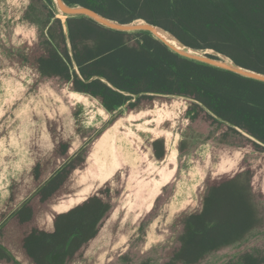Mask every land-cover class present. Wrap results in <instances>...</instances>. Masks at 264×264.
<instances>
[{
    "label": "trees",
    "instance_id": "1",
    "mask_svg": "<svg viewBox=\"0 0 264 264\" xmlns=\"http://www.w3.org/2000/svg\"><path fill=\"white\" fill-rule=\"evenodd\" d=\"M42 1L49 12L46 25L51 18L53 21L41 47L27 50V57L22 58L23 67L30 71L22 73L25 83L31 84L29 78L34 75L41 83L68 85L67 95L82 97L84 106L90 103L104 114L114 113L131 98L125 93L137 95L128 104V112L146 99L180 97L189 120L205 115L243 133L264 151L263 81L185 58L147 31L123 32L86 16L68 17L73 56L83 78L102 76L119 91L99 79L85 82L73 69L61 20L55 17L51 0ZM65 1L123 23L143 19L190 47L214 50L240 66L264 73V0ZM33 131L22 130L19 139L26 152L24 158H15L18 164L12 165L5 177L0 174V264H67L97 234L108 206L94 193L67 210H56L45 227L35 224L41 203L63 184L61 171L54 173L59 167L55 153L61 149L59 154L65 157L69 143ZM158 143L153 142L154 155L161 157ZM13 162L9 159L8 165ZM237 178L209 184L201 211L184 217L179 252L160 264H194L205 253L241 237L252 222L253 211L248 176ZM227 188H234L243 209L239 222L226 217L221 208L220 190ZM242 261L264 263L250 253H245Z\"/></svg>",
    "mask_w": 264,
    "mask_h": 264
},
{
    "label": "rangeland",
    "instance_id": "2",
    "mask_svg": "<svg viewBox=\"0 0 264 264\" xmlns=\"http://www.w3.org/2000/svg\"><path fill=\"white\" fill-rule=\"evenodd\" d=\"M48 14L42 0H0V174L24 158V128L69 143L65 157L61 149L55 153L54 173L61 171L63 184L41 203L35 224L45 227L56 210L94 193L108 208L97 234L67 264L169 261L182 245L184 217L201 211L209 184L246 174L252 222L241 237L194 264H243L245 253L264 262V151L205 115L189 120L180 97L146 99L132 112L122 106L104 114L67 95L68 85L41 83L34 75L25 83L22 73L30 71L22 58L41 47L53 21L46 25ZM155 140L161 157L154 155ZM220 198L225 216L239 222L243 209L234 188L221 189Z\"/></svg>",
    "mask_w": 264,
    "mask_h": 264
},
{
    "label": "water",
    "instance_id": "3",
    "mask_svg": "<svg viewBox=\"0 0 264 264\" xmlns=\"http://www.w3.org/2000/svg\"><path fill=\"white\" fill-rule=\"evenodd\" d=\"M51 2L54 5V8L57 10V12L61 11L65 14V17H60V20H61V25H62V30H63V34H64V38H65L67 51L70 55L71 63H72L74 71L76 72L78 77L80 79L84 80L85 82L91 81L93 79H99L102 82H104L105 84H107L109 87H111L112 89L119 91V89H117L106 78H104L102 76L94 75V76L90 77L88 80H85L83 78V76L81 75V73L79 71L77 63L75 61V58L73 56L71 41H70V37H69L70 36V27H69V22L67 19L68 17L86 16V17L93 19L94 21L98 22L99 24H101L105 27H108V28H111L114 30L123 31V32L147 31L153 37L159 39L165 45H167L169 49H171L172 51L176 52L177 54H179L185 58H189L192 60L203 62V63L209 64V65H212V66H215L218 68L227 69V70L233 71L235 73H238L242 76L249 77V78L264 82V73H261V72L240 66L239 64H237L235 61H233L228 56L221 54L219 52H216L214 50L197 49V48L190 47V46L184 44L183 42H181L171 32L164 29L163 27L149 23L143 19L134 20V21H137V20L142 21V24L140 25V27H134L132 24L134 21H131L128 23L119 22L117 20L108 18V17L96 12L95 10H93L90 7H87V6H84L81 4H77V3L69 4L65 0H51ZM154 30H161V31L167 33L170 37H172L174 40H176L181 45L182 48L181 49L174 48L172 45H170L168 42H166L163 38L156 36L154 34ZM210 51H213V52H210ZM219 55L228 58L230 60V63H226ZM125 94L130 95L131 98H129L123 106H128V104L130 102L135 101L137 98V95H135V94H130V93H125Z\"/></svg>",
    "mask_w": 264,
    "mask_h": 264
},
{
    "label": "bare ground",
    "instance_id": "4",
    "mask_svg": "<svg viewBox=\"0 0 264 264\" xmlns=\"http://www.w3.org/2000/svg\"><path fill=\"white\" fill-rule=\"evenodd\" d=\"M58 16H60V17H65V14L63 13V12H61V11H59L58 13ZM138 22H141L142 23V21L141 20H137ZM137 21L136 22H133L132 24L133 25H135L136 23H137ZM154 34L156 35V36H159V37H161V38H163L166 42H168L170 45H172L174 48H179V49H181L182 47H181V45L176 41V40H174L172 37H170L167 33H165V32H163V31H161V30H154ZM210 52H213V51H210ZM226 63H230V60L228 59V58H226V57H224V56H221V55H219Z\"/></svg>",
    "mask_w": 264,
    "mask_h": 264
},
{
    "label": "crops",
    "instance_id": "5",
    "mask_svg": "<svg viewBox=\"0 0 264 264\" xmlns=\"http://www.w3.org/2000/svg\"><path fill=\"white\" fill-rule=\"evenodd\" d=\"M134 27H136V26H134Z\"/></svg>",
    "mask_w": 264,
    "mask_h": 264
}]
</instances>
